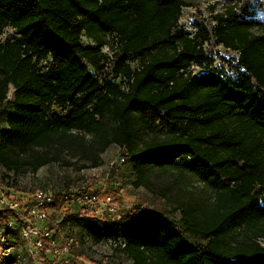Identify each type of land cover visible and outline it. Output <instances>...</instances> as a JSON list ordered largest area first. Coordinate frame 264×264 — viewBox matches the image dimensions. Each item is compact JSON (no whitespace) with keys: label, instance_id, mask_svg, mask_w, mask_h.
Masks as SVG:
<instances>
[{"label":"trees","instance_id":"1","mask_svg":"<svg viewBox=\"0 0 264 264\" xmlns=\"http://www.w3.org/2000/svg\"><path fill=\"white\" fill-rule=\"evenodd\" d=\"M225 2L215 25L191 31L184 0H0L8 177L99 167L118 145L133 186L168 204L97 215L65 193H115L66 184L50 206L65 235L66 215L84 216L97 241L126 238L132 264H264V0ZM218 46L236 55L217 65ZM71 258L101 264L77 239Z\"/></svg>","mask_w":264,"mask_h":264},{"label":"rangeland","instance_id":"2","mask_svg":"<svg viewBox=\"0 0 264 264\" xmlns=\"http://www.w3.org/2000/svg\"><path fill=\"white\" fill-rule=\"evenodd\" d=\"M188 4L183 8V12L180 18V24L185 26L188 30H195V22L198 20H204L208 24L215 25L214 16L217 13H221L225 10V0H184ZM12 29H7L4 36L13 34ZM105 50L109 51V48L105 47ZM218 53L216 54V64H223L224 60H228L230 57L236 55V53L226 50L222 46L216 48ZM225 58V59H222ZM196 71H200L198 68ZM14 88L11 87L9 93V100L13 99ZM10 104L5 106V109L1 112L0 116V128H4L6 124V115ZM103 163L99 167H89L80 169L76 165H65L63 163H53L42 167L36 172H29L17 179H13L14 185L17 188L25 190H34L37 188H50L59 189L66 187L68 184H75L84 182L86 179L95 183L97 189H101L103 193L113 192L121 202L128 206H136L141 204L144 208L149 210L155 209L159 203L168 207L166 201L162 202L157 199L151 192L147 191L143 187L135 188L133 181L135 180L134 174L129 170L126 164V150L118 145H112L102 154ZM72 213L74 209L70 210ZM170 212V207H169ZM146 213V212H145ZM75 214V213H74ZM67 226L69 231L75 236V239L80 241L83 253L105 264L108 261L116 264H132V260L121 249V247L115 246V239L109 237L97 241L93 235L88 231L90 223L94 219H87L84 216L66 215ZM173 218L178 219L179 213L172 214ZM81 239V240H80Z\"/></svg>","mask_w":264,"mask_h":264},{"label":"built area","instance_id":"3","mask_svg":"<svg viewBox=\"0 0 264 264\" xmlns=\"http://www.w3.org/2000/svg\"><path fill=\"white\" fill-rule=\"evenodd\" d=\"M12 178L0 165V264H21L27 258L34 264H74L71 258L74 236L64 234L62 219L56 222L50 219V206L56 201L54 189L21 192L16 185L8 184L13 182ZM64 199L97 215H114L131 208L111 194L87 190L84 184L72 187ZM115 241V246L125 248L127 245L124 237Z\"/></svg>","mask_w":264,"mask_h":264}]
</instances>
